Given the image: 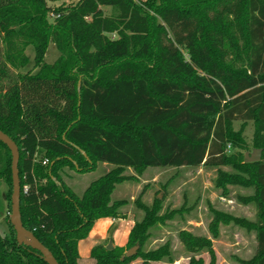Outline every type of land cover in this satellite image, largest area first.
<instances>
[{"label": "trees", "instance_id": "trees-1", "mask_svg": "<svg viewBox=\"0 0 264 264\" xmlns=\"http://www.w3.org/2000/svg\"><path fill=\"white\" fill-rule=\"evenodd\" d=\"M0 0V130L20 150L21 215L25 228L60 264H78L79 241L102 217L124 219L128 198L116 186L150 167H223L218 180L254 186L256 222L213 210L212 237L185 228L178 239L184 264H216L219 226L255 231L250 260L264 264V154L245 162L235 122H255L264 150V0ZM103 7L110 8L111 14ZM59 56L46 62L49 45ZM34 52L36 72H22ZM231 151L229 153L230 149ZM85 152L86 155L83 153ZM48 159L49 162L44 164ZM113 165L78 195L71 172ZM12 153L0 141V185L6 190V230H0V264H48L20 244L10 220ZM67 178V179H66ZM135 200L140 220L126 247L98 244L95 264L176 261L173 243L146 249L156 230L183 213L166 208L157 194ZM246 200V199H243ZM0 205L4 203L0 193ZM139 246L135 255L127 251Z\"/></svg>", "mask_w": 264, "mask_h": 264}, {"label": "rangeland", "instance_id": "rangeland-1", "mask_svg": "<svg viewBox=\"0 0 264 264\" xmlns=\"http://www.w3.org/2000/svg\"><path fill=\"white\" fill-rule=\"evenodd\" d=\"M63 1L70 3L72 0L50 1L49 5L53 7L59 6ZM104 12L111 14L110 8L103 7ZM27 54L30 56V63L23 68L22 72H36L34 68V52L29 47ZM59 56V51L54 43H51L46 55V62L53 63ZM234 130L241 133L242 147L240 152L245 157L248 152L252 153L256 147L257 133L255 130V122L250 120L247 122H235ZM231 151V148L228 149ZM264 150H262L263 158ZM113 166V165H111ZM105 166L100 164L95 171L87 173H79L72 171V178L67 179L70 187L78 194L82 195L87 186L97 178L106 173ZM128 174L136 176V179L125 181L116 186L112 198L123 199L128 198L130 204L125 207L126 211L134 212L137 209L134 200L143 194L142 201L150 204L153 198L157 196L163 198L164 210L166 208L179 209L184 206L186 210L177 214L173 219L168 220L166 225L161 226V230L154 232L155 236L146 245V249H152L162 245V243L171 240L173 243V252L175 262L170 263L162 261L159 264H184L189 261V254L184 250L181 240L178 239L179 230L185 228L195 234L206 235L212 237L209 225L214 220L213 210L218 209L226 214L244 218L248 222H256L257 219V203L252 200L255 193L254 186H242L238 184H227L226 194L222 186H219L218 180L221 178V172L231 174L235 169L230 166L223 167H205L182 166L174 167H150L145 169L142 174H137L135 170L128 168ZM7 190L4 183L0 185V193ZM2 194V193H1ZM246 199V200H243ZM0 205V230H6V213L8 214L6 201ZM141 215L136 220H140ZM111 239L114 238L111 231ZM107 244V243H106ZM257 240L255 231L248 230L245 227L231 224L221 223L219 226L218 237L213 241V250L217 258L216 264H241L239 260H250L256 251ZM201 257L204 258L206 264H209L211 257L207 252H202ZM139 264L142 259H135L131 263ZM78 264L79 261H78ZM82 264H92L90 261ZM95 264V263H94Z\"/></svg>", "mask_w": 264, "mask_h": 264}, {"label": "water", "instance_id": "water-1", "mask_svg": "<svg viewBox=\"0 0 264 264\" xmlns=\"http://www.w3.org/2000/svg\"><path fill=\"white\" fill-rule=\"evenodd\" d=\"M0 141L8 146L12 153V179H13V192L11 196V214L10 220L17 234V240L20 244L30 246L31 248L38 250L44 260L48 264H60L51 250L47 248L32 231L25 228L22 221L21 215V181L19 172V160H20V150L16 142L5 132L0 130ZM85 155L86 153L83 152ZM262 158V150L255 149L254 152H248L245 156V162H255L260 161ZM114 243L109 241L108 249H112ZM139 246H134L130 248L125 256H132L137 253Z\"/></svg>", "mask_w": 264, "mask_h": 264}, {"label": "crops", "instance_id": "crops-1", "mask_svg": "<svg viewBox=\"0 0 264 264\" xmlns=\"http://www.w3.org/2000/svg\"><path fill=\"white\" fill-rule=\"evenodd\" d=\"M107 172L113 166L109 164H103ZM1 196L3 202L6 201V191L1 190ZM122 199V198H121ZM125 199V198H123ZM126 212V210H124ZM139 215H136L132 211H127V216L124 219H116L112 217H102L95 221L93 228L89 235L79 241L78 250H79V263L90 261L92 264L95 263V260L91 257V250L94 246L98 244H106L109 241L114 243V246L126 247L128 243V237L131 229L135 225V221ZM111 231L114 238L111 239ZM133 262L130 264H136ZM162 262H154L153 264H159ZM139 264H142V262Z\"/></svg>", "mask_w": 264, "mask_h": 264}, {"label": "built area", "instance_id": "built-area-1", "mask_svg": "<svg viewBox=\"0 0 264 264\" xmlns=\"http://www.w3.org/2000/svg\"><path fill=\"white\" fill-rule=\"evenodd\" d=\"M49 162V160L48 159H46L45 161H44V164H47Z\"/></svg>", "mask_w": 264, "mask_h": 264}]
</instances>
